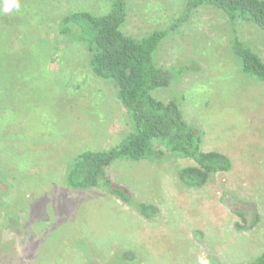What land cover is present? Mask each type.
Instances as JSON below:
<instances>
[{"label":"rangeland","instance_id":"obj_1","mask_svg":"<svg viewBox=\"0 0 264 264\" xmlns=\"http://www.w3.org/2000/svg\"><path fill=\"white\" fill-rule=\"evenodd\" d=\"M127 2L126 33L175 27L156 54L175 77L154 95L176 99L203 131V147L228 154L233 168L190 189L178 179L189 160L115 161L107 173L158 208L149 218L105 187L70 188L73 156L112 148L131 131L114 88L89 71L88 48L59 33L66 14L100 15L111 3L21 0L7 13L0 4L1 64L21 70V117L0 123V264H197L202 254L210 264H243L264 250V83L240 72L220 10L194 9L178 25L186 0ZM238 30L264 58V32ZM243 210L247 229L237 226Z\"/></svg>","mask_w":264,"mask_h":264},{"label":"trees","instance_id":"obj_2","mask_svg":"<svg viewBox=\"0 0 264 264\" xmlns=\"http://www.w3.org/2000/svg\"><path fill=\"white\" fill-rule=\"evenodd\" d=\"M109 1L111 7L104 14L89 11L66 14L61 20L59 33L88 48L89 71L114 88L127 113L131 131L112 148L86 149L73 156L65 181L76 190L105 187L109 194L133 205L149 218L154 217L158 208L136 201L127 188L116 183L107 173L106 169L115 161H163L167 155L189 160L192 163L179 170L178 179L190 189H202L214 175L230 172L233 161L222 151L203 147V131L185 119L176 99L165 102L153 93L169 87L174 80V72L162 67L156 54L175 27L157 29L141 38L134 37L124 30L128 16L127 0ZM208 6L220 10L228 18L232 36L230 52L239 63L240 72L264 83V58L241 38L238 30V25L243 24L264 32V0H186V11L177 24L185 21L190 11ZM2 62L3 59L0 64ZM0 72V123L6 124L12 118L21 117V70L18 73V70H9L7 65L1 64ZM2 111L9 114L10 119L4 118ZM18 134L21 135V130ZM0 149L5 151L3 145ZM6 188L5 181L0 179V199ZM237 214L241 217L237 226L247 229L242 225L248 224L247 212L237 211ZM243 264H264V250Z\"/></svg>","mask_w":264,"mask_h":264},{"label":"clouds","instance_id":"obj_3","mask_svg":"<svg viewBox=\"0 0 264 264\" xmlns=\"http://www.w3.org/2000/svg\"><path fill=\"white\" fill-rule=\"evenodd\" d=\"M0 4L3 5L5 13L10 12L12 9L19 11L21 8V0H0ZM197 264H210V261L205 254H202L197 258Z\"/></svg>","mask_w":264,"mask_h":264}]
</instances>
